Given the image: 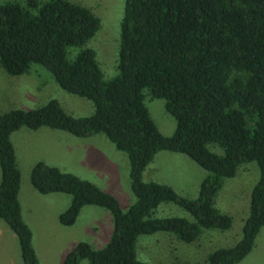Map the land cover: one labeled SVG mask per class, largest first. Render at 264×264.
Masks as SVG:
<instances>
[{
  "label": "trees",
  "instance_id": "obj_1",
  "mask_svg": "<svg viewBox=\"0 0 264 264\" xmlns=\"http://www.w3.org/2000/svg\"><path fill=\"white\" fill-rule=\"evenodd\" d=\"M98 26L89 8L68 0L0 3V67L18 75L31 63L41 64L59 87L89 99L93 107L88 115L72 116L51 98L34 108L0 112V218L16 235L22 264L38 260L20 213V173L9 140L21 126H47L78 137L102 133L128 161L135 199L124 208L87 179L41 160L30 167L34 190L70 195L57 215L60 224H72L85 204L111 215L112 229L102 247L78 241L60 264L81 259L89 264H148L135 257L138 234L166 231L190 242L201 228H228L230 216L215 208L214 195L239 164L254 160L258 177L240 237L209 251L203 264L238 262L264 227V0H123L117 72L108 78L102 77L94 51L81 47ZM69 46L79 47L71 59L66 57ZM143 89L164 100L174 119L171 134L157 130L142 101ZM210 143L221 153L211 151ZM160 150L183 153L206 171L195 197L142 180V170ZM161 201L179 205L193 220L150 216Z\"/></svg>",
  "mask_w": 264,
  "mask_h": 264
},
{
  "label": "rangeland",
  "instance_id": "obj_2",
  "mask_svg": "<svg viewBox=\"0 0 264 264\" xmlns=\"http://www.w3.org/2000/svg\"><path fill=\"white\" fill-rule=\"evenodd\" d=\"M5 1L24 3V0H0V3ZM68 1L89 8L98 17V28L81 47H90L94 51V58L103 78L113 76L117 72L119 21L123 0ZM78 50V46L67 47L66 57L71 59ZM142 91V101L157 130L163 135L171 134L174 119L165 110L164 100L149 96L146 89ZM51 98L57 100L61 108L72 116L88 115L93 109L89 99L59 87L41 64L31 63L29 72L18 76L6 74L0 67V112L13 107H35ZM41 127L43 129L33 131L22 126L11 136L20 173L18 200L21 216L31 229L33 248L38 252L40 264H60L66 252L78 241H86L95 248L102 247L111 232L112 219L107 209L85 204L72 224H60L57 215L68 205L70 195L64 192L39 193L31 187L29 170L36 160H43L66 171L69 169L77 173L78 177L95 183L117 198L122 208L132 203L135 197L129 187L126 155L120 150L115 151L113 144L102 133L90 137V145H79L78 142L68 140L75 136L65 130ZM44 129L59 133L54 135L43 132ZM65 135L67 137L64 138ZM207 146L211 151L221 153V148L217 145L210 143ZM170 154V157L166 155L165 158L154 156L146 167L153 166V172L148 173L149 169L147 173L144 171L142 180H158L170 184L180 195L195 197L198 184L206 171L183 153ZM114 162L118 164L116 171L111 164ZM257 177L258 167L254 160L241 163L233 176L223 179L215 193V208L230 216L228 228H201L197 237L190 242L175 239L166 231L141 233L135 238V257L148 264H203L207 253L212 249L232 245L240 237L241 224L248 212L249 192ZM150 216H178L193 220L188 211L171 201L159 202ZM1 224L5 226L0 218ZM10 232L0 234V264H6L8 253L15 255L13 264H22L15 236L7 235ZM254 245L249 255L233 264H264V227L255 236ZM78 264L89 263L86 259H81Z\"/></svg>",
  "mask_w": 264,
  "mask_h": 264
},
{
  "label": "crops",
  "instance_id": "obj_3",
  "mask_svg": "<svg viewBox=\"0 0 264 264\" xmlns=\"http://www.w3.org/2000/svg\"><path fill=\"white\" fill-rule=\"evenodd\" d=\"M2 69V68H1ZM3 70V69H2ZM4 71V70H3ZM5 72V71H4ZM29 72V67H28V69L25 71V72H23V73H21V74H18V75H23V74H27ZM6 73V72H5ZM7 74V73H6ZM8 75H10V74H8ZM18 75H12V76H18ZM41 105V104H40ZM39 106V105H38ZM35 107H37V106H35ZM13 108H21V109H30V108H23V107H13ZM31 108H34V107H31ZM10 109V108H9ZM22 127V126H21ZM45 127H47V126H45ZM18 129H20V127L19 128H17V129H15V130H13L11 133H10V135H9V140H10V142H11V136H12V133L14 132V131H18ZM29 129V128H28ZM38 129H43L41 126L40 127H38V128H36V129H29V130H38ZM46 129V128H45ZM42 130L43 132H47V133H52V134H56L57 135V133H59V132H52V130ZM47 129H50V127L48 128L47 127ZM52 129H54V128H52ZM42 132V133H43ZM69 133V132H68ZM96 134V133H95ZM95 134H92V135H89V136H84V137H78V136H75V138H70V139H68L69 141H75V142H78V144L80 145L81 143H84V144H86V145H90L88 142L89 141H91V139H90V137H92L93 135H95ZM104 135V134H103ZM65 137H67L66 135L64 136V138ZM104 143H106V142H104ZM11 144H12V142H11ZM82 145V144H81ZM92 146H95V145H92ZM114 147V146H113ZM12 148H13V152H14V146L12 145ZM113 149H115V151H117L118 149H116L115 147L113 148ZM91 153H93V148H92V152ZM96 153V152H95ZM94 153V154H95ZM171 153V151H167V150H160V151H157L155 154H154V156H155V158L157 157V156H159V157H162V158H165V156L166 155H168V157H170V154ZM172 153H176V152H172ZM101 154H103V152L101 153ZM100 154V155H101ZM153 156V157H154ZM153 157H152V159L146 164V166L144 167V169L142 170V173H141V177H142V174H143V172L144 171H146V173H147V171H148V169L150 170V171H148V173L150 172V174H152V172H153V169H154V167L153 166H148V168H146L147 167V165L149 164V163H151V161L153 160ZM14 158H15V154H14ZM36 161H38V160H36ZM41 161H43V160H41ZM15 162H16V160H15ZM43 162H45V161H43ZM46 163V162H45ZM48 164V163H47ZM112 164V166L114 165V171H116L117 169H118V164L116 163V162H114V163H111ZM17 165V164H16ZM50 165H52V164H50ZM54 166H56V165H54ZM57 167V166H56ZM96 167V166H95ZM58 168V167H57ZM60 169V168H59ZM68 169V168H67ZM60 170H62V171H66V169H60ZM110 170V169H109ZM67 172H70V173H73V174H76L77 175V173H75V172H73V171H69V169H68V171ZM80 178H82V177H80ZM148 181H150V180H148ZM152 181H156V182H160V181H158V180H152ZM93 183V182H92ZM160 183H164V182H160ZM95 184V183H94ZM165 184H167V183H165ZM96 185V184H95ZM168 185V184H167ZM97 186V185H96ZM169 186H170V184H169ZM32 187V186H31ZM99 187V186H98ZM33 188V187H32ZM100 188V187H99ZM34 189V188H33ZM103 190V189H102ZM18 191H19V188H18ZM18 191H17V199H18ZM36 191V190H35ZM105 191V190H104ZM175 191V190H174ZM107 192V191H106ZM49 193H55V192H49ZM48 193V194H49ZM109 193V192H108ZM44 194H47V193H44ZM111 194V193H110ZM117 199V198H116ZM18 203H19V206H20V202H19V200H18ZM84 206V205H83ZM82 207V206H81ZM81 207H80V209H81ZM80 209H79V211H80ZM79 211H78V213H79ZM21 213V212H20ZM22 217V216H21ZM23 219V218H22ZM4 221V220H3ZM25 222V221H24ZM26 223V222H25ZM4 224H5V226L3 225V224H1L0 225V234H2L3 232H6V231H11L10 233H8L7 235H9V236H12V235H14L15 236V238H16V235H15V233L9 228V226L6 224V222L4 221ZM27 224V223H26ZM28 225V224H27ZM29 227V226H28ZM9 229V230H8ZM30 231H31V229H30ZM259 231V230H258ZM258 231H257V233H256V235L258 234ZM255 235V236H256ZM13 237V236H12ZM176 239V238H175ZM255 239V238H254ZM11 240V239H10ZM33 242V236H32V232H31V243ZM11 244L13 245V241H11ZM16 244H17V247H18V242H17V238H16ZM254 245V244H253ZM32 246H33V244H32ZM255 246V245H254ZM254 246H252V248L250 249V251L243 257V258H245L247 255H249L250 253H251V251L253 250V248H254ZM93 248H95V247H93ZM34 249V248H33ZM34 251H35V249H34ZM18 252H19V248H18ZM35 253H36V256H37V260H38V264H40V261H39V255H38V252H36L35 251ZM15 254V253H14ZM19 256H20V253H19ZM242 258V259H243ZM21 259V258H20ZM13 263H15V255H11V253H8V255H7V257H6V264H13ZM21 263H22V260H21Z\"/></svg>",
  "mask_w": 264,
  "mask_h": 264
}]
</instances>
